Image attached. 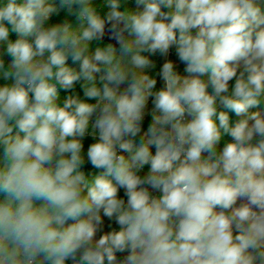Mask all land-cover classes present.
<instances>
[{"label": "clouds", "instance_id": "clouds-1", "mask_svg": "<svg viewBox=\"0 0 264 264\" xmlns=\"http://www.w3.org/2000/svg\"><path fill=\"white\" fill-rule=\"evenodd\" d=\"M107 4L119 52L108 44L85 55L105 31L93 0H59V7L56 0H0V44L12 57L11 71L0 58V74L13 81L0 86V264H264V114L249 113L264 95V14L256 0H136L139 11H120V0ZM61 9L77 16L78 28L67 21L44 26ZM173 45L189 75L166 62L165 87L153 92L156 80L143 70L154 65L141 53L165 55ZM69 57L81 62L79 72ZM102 71L101 88L95 74ZM81 79L85 95L100 103L70 95L60 106L57 84L69 90ZM153 96L160 114L136 147L126 137L141 131ZM217 103L245 118L230 126ZM97 107L99 141L87 156L104 172L89 181L78 138ZM221 130L233 142L217 156ZM117 149L133 153L130 161ZM146 164L150 172L141 179L134 169ZM145 183L162 195L152 197ZM241 197L247 202L233 207ZM101 210L120 230L96 239ZM68 220L76 222L65 227ZM126 250L118 261L116 253Z\"/></svg>", "mask_w": 264, "mask_h": 264}, {"label": "trees", "instance_id": "trees-1", "mask_svg": "<svg viewBox=\"0 0 264 264\" xmlns=\"http://www.w3.org/2000/svg\"><path fill=\"white\" fill-rule=\"evenodd\" d=\"M57 6L59 7V0H56ZM256 5L260 8L261 14H264V0H256ZM93 6L95 7L97 13L102 17L105 18L107 17V13L110 11V8L107 4V0H93ZM142 10V6L140 8L137 7L136 4V0H120V11H139ZM162 11L168 12L170 11V9L166 8V7H162ZM67 21L68 23H70L73 27V29H76L79 27L80 21L78 20L77 16L75 14H69L67 12L66 9H61L57 14H53L49 20H47L45 22V27H50L56 24H61L63 22ZM107 23V20H106ZM121 27H123V25H120ZM9 28H11V25H8ZM261 28H264V25H261ZM260 28H257L256 31H259ZM193 34H195V29L192 30ZM107 33V27H105V31H104V36ZM125 38H130L128 37V33L125 32L124 33ZM253 38H255V33L253 34ZM9 39L11 41H15L16 39H18V35L14 32L10 31L9 34ZM30 41L32 40V38H28ZM108 44H112L114 47L117 48L118 52H119V44H117V42L115 41H111L110 39L103 37V39H97V40H93L91 42H89V46H88V51L85 53V55H92L94 54V51L97 47L100 48H104L106 47ZM6 44H0V58L3 59L4 61V69L11 71V61H12V57L8 54H6ZM144 56H147L153 63L154 66L149 67L144 69V73L149 75L151 78H154L156 80V85L153 89V92L159 91L161 89H163L165 87V81L162 79L161 77V71H162V67L163 64L166 62H172L173 66H174V71H176L178 74H180L181 76H187L189 75L185 69H186V63L181 61L178 54H177V47L175 45L171 46L167 52V54L162 55L159 51H157L155 54L152 53H148V52H143L141 53ZM48 53H45V58L47 57ZM80 61L77 62H73L71 57H69L67 64L72 67L74 70H76L77 72L80 71ZM242 69H238L237 70V76L239 75V72ZM139 71V70H137ZM103 71L101 73H97L96 75V83L98 87L102 88V83L99 80V76L103 75ZM203 81H205V83L208 84L207 87V91L209 94H212L214 89L210 83L209 80V75L205 74L203 76L200 77ZM130 79V78H129ZM13 81L11 80H7L3 77L2 74H0V86H4V85H10ZM53 83H55V81H52ZM84 84L85 81L83 79L77 81L74 83V86L72 89L69 90H64L63 88H61L58 84H57V88L59 90V99L57 101V103L60 106H63V103L65 101V99L68 96H74L76 98H78L81 102H85V103H89V104H94L96 102H98V98H88L85 95V89H84ZM128 82L126 81L124 84H122L120 86V90L123 91L126 87H127ZM235 85V78H233V80L229 81V93L232 91V89L234 88ZM31 95V94H30ZM259 99V104L256 107H251L249 108V113H253V112H261L262 114H264V95H262L261 97L258 98ZM154 96L153 97H149L146 107L144 109V120L141 123V131L134 137L133 141L136 147H139V145L142 142L147 141V132L149 127L153 124V117L154 115H159V111L155 109L154 106ZM220 111H224L228 114L229 116V124L230 126H235L236 122H238L239 120L245 118L243 116H237L235 114L234 111L225 108L223 105L217 103V113H219ZM100 115V108L97 107L96 111L93 113V115L90 117V121H89V127L86 131V134L84 135V137H80L78 139L81 140V143L83 145L82 147V151H81V156L83 157V164L81 165L80 170L83 171L86 175V178L91 181L94 179L95 176L100 175L104 172V169H98L93 167V165L91 164L90 160L88 159L87 156V152L89 147L93 144L99 141V130L98 129H94L92 127V125L94 124L95 120L99 117ZM249 123H253V121H249ZM217 124H219V121L217 119ZM16 129H14V134H15ZM222 131V136H221V140L219 141V143L216 145L215 150L217 153V156H219V154L222 152L224 146L229 143V142H233V138L231 137L230 134L228 133H223ZM23 135V134H21ZM71 139V138H69ZM260 139V137H255L253 140V143H256L258 140ZM150 151L152 152V154L154 155L156 152V148L155 146H150ZM3 153V148L2 146H0V156H2ZM133 153H129V152H125L121 155H123L125 157L126 160L131 159ZM202 156L204 158H207L208 153H203ZM215 159V157H214ZM134 171L136 172V174L139 177H144L146 175L149 174L150 172V164H146L144 165L142 168L140 169H134ZM108 179L112 180V182L115 184L116 181L112 176L107 177ZM87 190L85 189L84 192L82 193V195H86ZM118 198L123 199L125 201V206H127V200L128 197L126 195V189L119 187L118 186ZM3 195L0 194V200H3ZM246 199L241 197L238 198L236 203L233 205V207H239L242 204L246 203ZM40 203H42L41 201H36V204L39 205ZM216 211H220L219 208L215 209ZM258 211V209H255ZM231 210H227V212H230ZM101 220L102 223L99 226V230L96 233V239H99V237L103 234H106L110 231H119L120 230V226L116 223L115 217L113 218H108L106 216H104L103 214V210H101ZM87 216L86 215H82L80 217V219H86ZM76 221L74 220H68L66 221L65 227H67L69 224L75 223ZM238 234L235 230H234V235ZM129 251H124V252H117L116 256H117V260L118 261H123L125 258H119L120 255L126 257L127 255H129ZM79 255L80 253H77V259H79ZM43 257H38V260H42ZM44 264H50V262H44ZM65 264H73V261L71 259H68L65 261Z\"/></svg>", "mask_w": 264, "mask_h": 264}, {"label": "built area", "instance_id": "built-area-1", "mask_svg": "<svg viewBox=\"0 0 264 264\" xmlns=\"http://www.w3.org/2000/svg\"><path fill=\"white\" fill-rule=\"evenodd\" d=\"M99 103H100V102L98 101V102L95 103V105H96V104H99ZM191 118H192V117H190V116H188L187 114H185L184 122H188L189 120H191ZM143 120H144V115H143V118H142L141 123L143 122ZM126 139H132V140H133L134 137H126ZM185 147H187V145H186ZM123 153H125V151H122V150H120V149H117V154H118V155H121V154H123ZM147 176H148V175L142 177L141 179H146ZM140 187L146 188L152 197H157V198H158V197H160V196L162 195V192H160L159 190L153 189V188H152L150 185H148L147 183L140 185ZM119 258H122V259H123V258H125V257L122 256V255H120Z\"/></svg>", "mask_w": 264, "mask_h": 264}, {"label": "water", "instance_id": "water-1", "mask_svg": "<svg viewBox=\"0 0 264 264\" xmlns=\"http://www.w3.org/2000/svg\"><path fill=\"white\" fill-rule=\"evenodd\" d=\"M105 27H107V33L105 34L104 37L110 39L111 41H115V42H116L115 39H111V35H112V33H111V31H110L111 24H109V23L107 22V23H105ZM120 27H121V26H120Z\"/></svg>", "mask_w": 264, "mask_h": 264}]
</instances>
